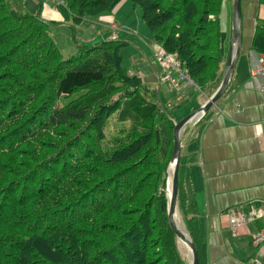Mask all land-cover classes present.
Instances as JSON below:
<instances>
[{
	"label": "trees",
	"instance_id": "16d2710c",
	"mask_svg": "<svg viewBox=\"0 0 264 264\" xmlns=\"http://www.w3.org/2000/svg\"><path fill=\"white\" fill-rule=\"evenodd\" d=\"M14 1L0 0V264H185L168 221L175 121L159 93L167 70L155 56V75L130 76L120 40L80 45L64 58L42 4L33 15L18 13ZM64 1L63 20L76 27L110 16L124 0ZM127 1L206 95L199 109L224 77L223 0ZM251 51L264 54L262 24ZM57 162V180L73 187L59 198L47 178ZM181 169L182 152L179 190ZM179 210L200 257L189 209Z\"/></svg>",
	"mask_w": 264,
	"mask_h": 264
},
{
	"label": "crops",
	"instance_id": "0c3cea01",
	"mask_svg": "<svg viewBox=\"0 0 264 264\" xmlns=\"http://www.w3.org/2000/svg\"><path fill=\"white\" fill-rule=\"evenodd\" d=\"M53 15L44 11L42 18L53 20L48 18ZM242 18L241 54L226 94L211 113L187 126L181 137L178 209L185 204L190 210L201 264H264V252L252 245L254 236L264 231V93L260 82L251 77V58L257 55L251 44L257 26L264 25V2L242 0ZM102 20L107 24L115 21L111 16ZM231 28L232 17L227 36H222L224 71ZM232 208L260 216L234 232L227 216Z\"/></svg>",
	"mask_w": 264,
	"mask_h": 264
},
{
	"label": "rangeland",
	"instance_id": "374dc122",
	"mask_svg": "<svg viewBox=\"0 0 264 264\" xmlns=\"http://www.w3.org/2000/svg\"><path fill=\"white\" fill-rule=\"evenodd\" d=\"M18 1L22 3H18L17 0H15L14 3L12 2V7L18 13L27 12L36 15L39 11L38 10L39 5L42 4L41 18L43 16L44 11H48L54 14L51 17L48 16V18H51L53 20L43 19V18L42 19L44 20L45 23H47V25H49V30H50L49 35L55 41L57 48L62 52L64 58H69L73 55L78 54V49H79L78 47L80 45L94 46V45L102 44L104 42H108L113 39H119L120 41H125L128 44L121 49V54L123 57L122 67L126 70H129V72L135 74L136 76H139L144 79L146 77L148 78L155 75L154 67H156V63L153 61L155 60L154 59L155 55H153L152 51L159 48V46L157 43L153 41L152 34L142 19L141 9L138 7L135 8L130 1L124 0L122 3H120L117 6V8L119 7V9H116L117 11L115 10L114 13L110 15L115 20L114 21L115 23L111 22L110 24H107L105 23V21L102 20L103 17H108L109 16L108 15V16L99 17L94 20L91 19L85 20L81 25L76 27L74 26L72 21L65 22V20H62L63 17L60 11L63 9V6L65 4L64 0H42V1L18 0ZM57 17H60V20H56ZM231 17L233 18L232 0H228V1L223 0L222 11L221 14L218 16V18L221 27V33L222 36H224V38L227 36L226 29H227V25H229V21ZM114 26L115 28H113ZM21 73L20 75L23 77V79L26 77V75L29 77L28 72L23 70V72ZM165 76L166 75L160 78L161 84L163 83L162 78H164ZM156 83H159L158 79ZM166 83L167 82H165V84H163L162 87L159 88L160 98L162 101L164 100L163 102L166 105L165 109L167 113L172 117L178 119L179 121L189 116V114L195 112L197 110L195 106L196 101L197 100L201 101V98L203 100L206 97V95L204 96V94L200 95L199 91H197L195 88L193 89L187 88L185 90V97L182 102H177L174 99L171 100V98L173 97V92L171 91L169 84L167 83L168 84L167 85ZM166 87L167 90L169 91L164 90V88ZM67 101L69 100L62 98V100L59 102L66 103ZM193 102H194V108H193ZM219 102L217 103V105L219 104ZM168 104L172 105V109L167 108ZM213 110L214 109H212L209 113H211ZM185 131L186 129L183 131L182 137L184 136ZM67 142L66 141L62 143L57 142L59 147L62 148L63 154L61 159L63 160V163L68 159L65 148H63L64 144H66ZM74 149L76 150L77 147H74ZM74 156L76 159L77 153H75ZM56 165L57 166H55V170L52 172V175H50L49 177L47 176V178H50L49 179L50 181L53 180L51 188L54 191L56 190L54 193L51 194L54 195V197L59 198L65 196V192L67 190H71L73 187L70 186L69 182L65 184L59 183V180L57 179L59 178V176H61L63 170H62V165H60V163L57 162ZM54 180H57V182H54ZM55 185L57 186V189L54 188ZM42 186L46 187L47 185L43 183ZM31 197L32 196H29V199ZM11 214H14V212L11 211ZM179 218L182 221L180 213H179ZM181 223L183 224V221ZM178 253L182 258V260L184 261V263L189 264L188 251L182 244L178 245ZM32 263L35 262L32 261Z\"/></svg>",
	"mask_w": 264,
	"mask_h": 264
},
{
	"label": "water",
	"instance_id": "95a60500",
	"mask_svg": "<svg viewBox=\"0 0 264 264\" xmlns=\"http://www.w3.org/2000/svg\"><path fill=\"white\" fill-rule=\"evenodd\" d=\"M233 1V18L231 29V45L228 58L225 65L223 81L218 90L208 98L203 106L197 109L189 116L175 124L173 132L174 147L168 167V180L166 195L168 199V221L170 228L176 235L179 244H183L188 251L189 264H200L198 250L192 241L190 235L185 231L182 221L179 218L178 198H179V173L182 152V134L185 128L193 123L200 121L205 117L228 90L233 79L237 62L240 58L243 44V18H242V0Z\"/></svg>",
	"mask_w": 264,
	"mask_h": 264
},
{
	"label": "built area",
	"instance_id": "2783aa9c",
	"mask_svg": "<svg viewBox=\"0 0 264 264\" xmlns=\"http://www.w3.org/2000/svg\"><path fill=\"white\" fill-rule=\"evenodd\" d=\"M113 28H115V26ZM154 54L159 62V65L167 70L164 80L168 82L170 89L173 92L174 100L177 102H182L184 100L185 90L187 88H195L198 91L197 86L194 84L188 73L180 67L176 55H167L166 52L160 47L154 50ZM251 60V77L257 79L260 82V90L264 93V54H257L256 56H253ZM130 76H134V74L130 73ZM167 107H172V105L168 104ZM262 207L264 208V203ZM250 212H245L238 208H232L227 211L229 223L231 229L234 232L241 231L247 227L249 223L259 218L260 215L255 213L249 214ZM261 213L264 214L263 210ZM252 245L256 249L264 252V231H259L254 236Z\"/></svg>",
	"mask_w": 264,
	"mask_h": 264
},
{
	"label": "clouds",
	"instance_id": "9594fccd",
	"mask_svg": "<svg viewBox=\"0 0 264 264\" xmlns=\"http://www.w3.org/2000/svg\"><path fill=\"white\" fill-rule=\"evenodd\" d=\"M177 122H175V124H176Z\"/></svg>",
	"mask_w": 264,
	"mask_h": 264
},
{
	"label": "bare ground",
	"instance_id": "6f19581e",
	"mask_svg": "<svg viewBox=\"0 0 264 264\" xmlns=\"http://www.w3.org/2000/svg\"><path fill=\"white\" fill-rule=\"evenodd\" d=\"M183 245V244H182ZM184 246V245H183Z\"/></svg>",
	"mask_w": 264,
	"mask_h": 264
}]
</instances>
